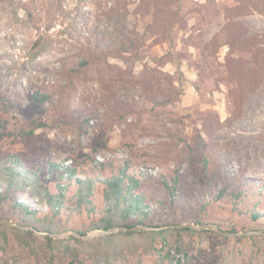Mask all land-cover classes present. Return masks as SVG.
I'll use <instances>...</instances> for the list:
<instances>
[{
	"label": "rangeland",
	"instance_id": "374dc122",
	"mask_svg": "<svg viewBox=\"0 0 264 264\" xmlns=\"http://www.w3.org/2000/svg\"><path fill=\"white\" fill-rule=\"evenodd\" d=\"M256 1L179 0L180 16L168 11L158 23L163 0H0V158L19 154L50 192L66 185L55 264H71L64 245L74 246L71 236L89 221L74 209L76 183L47 164L70 167L78 178L113 174L93 159L120 161L116 167L131 160L129 172L153 180L178 169L182 222L200 216L235 233L185 234L184 245L161 243L115 264H264V235L255 232L264 231V218L239 212L264 214V82L247 67V40L239 42L248 30L264 31V20L234 19ZM224 15L233 18L228 27L220 25ZM36 92L46 100H34ZM39 122L44 126L34 129ZM239 189L251 196L236 199ZM32 194L13 187L0 201V219L29 227L14 201L49 213ZM94 194L98 211L99 185ZM43 232L35 230V254L8 233L0 239V264H47Z\"/></svg>",
	"mask_w": 264,
	"mask_h": 264
},
{
	"label": "trees",
	"instance_id": "16d2710c",
	"mask_svg": "<svg viewBox=\"0 0 264 264\" xmlns=\"http://www.w3.org/2000/svg\"><path fill=\"white\" fill-rule=\"evenodd\" d=\"M164 8H158L160 16L155 22H160L166 13H170L173 19H176L181 14V5L179 0H163ZM264 0H257L251 10L246 14L237 15L234 17L236 21L245 24L252 17L255 22L264 20ZM175 9H172L173 7ZM231 17L224 15L221 18V27H228L231 24ZM259 24V23H258ZM247 40L250 46L251 60H247L246 64L249 70L256 69V74H260L261 80L264 82V31L257 29L253 32L248 30L247 34L242 35L239 42ZM249 40V41H248ZM229 47L233 46V41L225 42ZM85 62H81L79 66H83ZM78 67L75 69L77 70ZM259 79V78H258ZM264 85V84H263ZM47 96L36 92L33 99L39 102L46 100ZM236 118L231 119V121ZM236 121V120H235ZM233 123H229V127ZM44 123L39 122L37 127H43ZM34 129H31L26 135H32ZM204 163L208 164L209 159L207 154L203 156ZM99 167H107L113 174L106 177H85L78 178L75 176L74 169L56 164L50 161L47 164V169L52 172L62 169V175L66 176L70 181L76 183L77 190L74 193L73 202L76 214L85 216L89 224L76 229L77 235H72L71 238L75 241V245H64L66 254L70 257L71 264H115V261L126 257V253H149L156 249L158 244L162 245H184L185 234L190 233H212L221 236L220 234L202 230L196 231L192 228H160L162 226H170L177 224L187 218L182 210V203L179 202V190L183 185L184 178L177 169L173 174L162 172L157 180L151 179L143 171L129 172L131 160L122 161L119 167L116 163L120 162L114 159H109L108 162L98 161L93 159ZM40 175L36 171H30L23 168L21 156L17 153L10 154L8 157L0 158V201L7 199L6 194H9L13 187L23 189L28 186L33 192V199L36 198V205L46 203L49 205V213L40 215L36 207H32L24 201H14L11 206L21 215L27 229L21 228L18 225H5L0 223V239L7 240V234L11 233L15 239L30 253H36V234L35 230L45 231L47 234L42 235L44 238V246L48 251L47 264H55L57 244H63L59 238H54V234H60V228L56 221V216L60 213L66 197V185L59 187L57 193L47 190V186L40 184ZM209 180V175L206 176ZM195 182H202L199 178ZM99 185L102 193L103 208L96 211L97 204L95 202L94 187ZM148 185L149 188L155 190L159 194L158 198L150 196L144 188ZM243 189L238 190L235 198L240 195H251L244 193ZM224 190L220 191L217 196L221 198ZM2 194L4 198H1ZM153 201V202H150ZM205 203H202V208ZM239 208V206H237ZM236 208V209H237ZM170 210V211H169ZM241 214H250V218L257 222L258 219H263L264 214L257 209H244L239 211ZM97 213V214H96ZM156 217V218H155ZM191 221L196 224L205 223L199 216L192 218ZM219 227L220 224H217ZM118 226L135 227L145 226L147 228L140 230H120L117 232H107L111 228ZM150 227L154 229H150ZM93 230H103L104 234L95 235L92 237H84ZM263 237L262 235H258ZM222 237V236H221ZM181 246V245H180ZM84 254L85 256H81ZM88 260H92L88 263Z\"/></svg>",
	"mask_w": 264,
	"mask_h": 264
},
{
	"label": "water",
	"instance_id": "95a60500",
	"mask_svg": "<svg viewBox=\"0 0 264 264\" xmlns=\"http://www.w3.org/2000/svg\"><path fill=\"white\" fill-rule=\"evenodd\" d=\"M0 223H4L6 225H13L14 224L13 222H11L8 219H0ZM167 227H171V228H192V229H196V230H214L223 236H227L229 234H235L234 232H227V231L222 230L216 224L207 223V222L202 223V224H196L193 221H187V222H180L177 224H173L170 226H162L160 228H167ZM145 228H147V227H145V226H135V227L118 226V227L109 229L107 232L113 233V232H117L120 230H122V231L123 230H134V229L140 230V229H145ZM150 229H154V228L150 227ZM100 231H103V230H100ZM255 232H259V233L264 235V231H255ZM43 233L47 234V232H43ZM245 233L247 234L249 232H244L243 234H245ZM93 234H95V233L93 232ZM56 236L57 235H54V237H56ZM88 236L89 235H86L84 237H88Z\"/></svg>",
	"mask_w": 264,
	"mask_h": 264
}]
</instances>
